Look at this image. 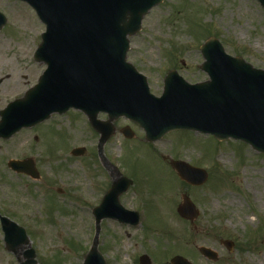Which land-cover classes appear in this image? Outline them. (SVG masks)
Returning <instances> with one entry per match:
<instances>
[{"label": "rangeland", "instance_id": "1", "mask_svg": "<svg viewBox=\"0 0 264 264\" xmlns=\"http://www.w3.org/2000/svg\"><path fill=\"white\" fill-rule=\"evenodd\" d=\"M0 9L8 19L0 29V78L5 79L0 85L1 110L33 85L46 65L33 57L45 30L33 8L20 0H0ZM212 35L221 39L229 53L264 68V8L258 0H164L146 15L141 31L132 37L128 59L147 76L151 91L160 95L171 69L191 82L206 78L199 67L203 62L200 45ZM76 115L63 117L62 125L47 124L44 128L53 132L45 143L52 145V157L54 145L63 147L68 135L69 153L75 143L88 144L94 148L87 150L88 159H97L87 162L95 168L99 166L95 160H100L95 148L98 134L83 127L82 114ZM126 123L135 137L121 133L120 126ZM116 125L119 129L106 147L107 154L121 159V169L125 173L128 169L136 182L135 191L124 202L135 209L143 206L151 221L129 227L104 220L99 248L108 264H141L143 252L151 256L152 264H169L175 254L198 264H264V153L240 140H219L185 130L167 134L152 147L137 123L120 118ZM4 146L0 145V212L26 227L37 264H83L94 235L90 213L95 204L77 197L83 193L102 198L109 186H99V180L107 174L100 167L85 171L78 162L84 164V157L69 156L68 163L58 166L43 159L37 167L39 179L18 176L1 159L3 153L11 156ZM169 157L207 169L208 181L193 186L179 178ZM56 172L64 175V181L58 180ZM58 186L66 187L63 194L56 191ZM184 193L201 211L194 222L176 210ZM223 239L244 248L230 252ZM4 245L0 226V264H20ZM201 245L215 249L219 258L205 257Z\"/></svg>", "mask_w": 264, "mask_h": 264}, {"label": "water", "instance_id": "2", "mask_svg": "<svg viewBox=\"0 0 264 264\" xmlns=\"http://www.w3.org/2000/svg\"><path fill=\"white\" fill-rule=\"evenodd\" d=\"M26 1L46 24L35 58L46 63L47 68L37 84L0 111V137H8L21 126L70 107L83 110L100 133V157L111 171L113 181L101 205L94 209L96 234L84 264H107L98 249L103 217L131 222L137 218L119 200L132 179L121 175L103 153L105 142L116 130L113 121L120 116L139 123L146 131L147 140L159 139L176 128L193 129L211 132L219 139H241L264 152L263 68L255 67L242 56L227 53L218 38L210 37L201 46L205 58L201 68L209 79L189 83L176 70H171L165 77L163 94L155 96L145 75L126 60L129 36L141 28L144 15L163 0ZM258 1L264 7V0ZM4 23L5 17L0 13V26ZM101 111L109 114L108 120L98 119ZM124 132L133 136L129 127ZM82 150L77 148L73 152L80 154ZM29 162L13 161L11 165L38 176L32 160ZM172 164L191 183L207 180L204 169L181 161ZM178 212L190 220L199 215L188 195H184ZM1 220L6 248L16 254L20 264H37L36 251L26 229L6 216H1ZM200 250L217 257L208 247L202 246ZM141 262L149 264L150 259L143 256ZM172 264L192 263L177 256Z\"/></svg>", "mask_w": 264, "mask_h": 264}, {"label": "flooded vegetation", "instance_id": "3", "mask_svg": "<svg viewBox=\"0 0 264 264\" xmlns=\"http://www.w3.org/2000/svg\"><path fill=\"white\" fill-rule=\"evenodd\" d=\"M5 79L4 78H0V85L3 83ZM37 81V80H36ZM35 83V82H34ZM23 93H20V94H17L13 97L16 98L17 96H20L22 95ZM12 99V98H11ZM74 113L76 115V113H80L83 115L84 118H82V123H83V127L86 126L88 127L91 131H94L93 128L91 127V125L89 124L88 120H87V117L82 113L80 112L79 110H75V109H70L68 110L67 112L65 113H53L48 119L42 121V122H38V123H35L31 126H24V127H21L19 130H17L13 135H11L10 137H7V138H3V137H0V145L4 144V149L7 151V152H10L11 153V156L10 158H7V155L6 154H2L1 156V159L2 160H5V167L8 169L10 168V170L15 173L16 175L18 176H29L31 177L30 175L28 174H25L23 172H17L15 170H13L11 168V166H9V162H11L12 160H16V159H25V158H32V160L35 162V165L37 167H39L41 161H43V159H46V160H49L47 161L48 165H53V166H58L59 163L61 165H65V163H68L69 159H71L72 157H80L81 159H83V157L86 159L85 160V163L83 164L82 163V160H78V162L81 164V166H83V168L85 169V171H89L91 169H95L96 167L97 168H101V170L107 174L106 179H101L99 180L100 181V184L99 186H103L105 184H108V186L110 185L111 183V174L110 172L103 166L101 160H95L97 162V164L99 166H96L95 168L93 166H90V161L87 162L88 160L90 159H97V157L95 156H92L88 159L89 155L88 152L90 149H94L93 147L91 148L88 144H84L86 146V151L84 152V154H81V155H76V156H72L71 158H69L70 156V153H69V149H70V145H69V135H68V139L66 140V144L63 145V147L59 148V146H55L54 147L56 148V151H55V154H53L54 156L52 157L51 156V153H50V150H53L51 149L50 147L52 145L48 144V143H45V139L47 136H49L50 134H52L53 132V129H45L44 127L49 124V125H62V118L63 117H68L70 115V113ZM77 116V115H76ZM101 117H104L105 115H100ZM78 117V116H77ZM70 118V117H69ZM59 120V121H57ZM57 121V122H56ZM118 121V120H117ZM118 127V126H117ZM95 132V131H94ZM96 134H98L96 132ZM97 137V136H96ZM99 138V134H98V137ZM68 143V144H67ZM110 143V142H109ZM108 143V144H109ZM80 144V143H78ZM94 144V142L92 143ZM11 148H15V153L13 154ZM62 149H64L66 152H67V157H65L64 155H62L60 152L63 151ZM88 150V152H87ZM12 151V152H11ZM87 153V154H86ZM86 154V155H85ZM91 155V154H90ZM100 159V158H99ZM110 159L112 161H114V159L110 156ZM177 159V158H176ZM127 166V165H126ZM40 171V170H39ZM58 172V171H57ZM56 172V175H57V178L59 181H64V175L61 174L62 172L64 171H61L59 170V172L61 173H57ZM176 175H177V171H176ZM32 178V177H31ZM34 180H36L35 178H32ZM100 179V178H99ZM4 182H6L5 179H3ZM136 185V182H135V179L133 178V184L132 186H130L129 190L125 193H123L121 195V202L126 206V207H130V208H134L135 206H129L125 204L124 202V199H125V196L131 192V191H135L134 187ZM99 188V187H98ZM64 190H66V187L65 186H58L56 187V191H58L59 193L63 194L64 193ZM98 195H100V192L98 191ZM134 193V192H133ZM45 192H42V197L45 198ZM80 199H89V201L93 202L95 205H97L99 202H100V198L97 199L96 197L92 198V197H86L85 194H81V196L79 197ZM57 199V198H56ZM147 206V205H146ZM148 207V206H147ZM143 210L147 213V211L145 210V208L142 206ZM135 209V208H134ZM138 209V208H137ZM177 210V208H176ZM149 215L146 214V217H148ZM147 226L149 225L150 226V222L148 224H146ZM142 233H144L142 231ZM234 247H235V244H233ZM238 251V247H237V250ZM168 256V255H167ZM167 256H164V257H167ZM174 255H172L171 257H173ZM157 257V256H155Z\"/></svg>", "mask_w": 264, "mask_h": 264}]
</instances>
